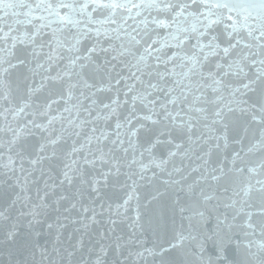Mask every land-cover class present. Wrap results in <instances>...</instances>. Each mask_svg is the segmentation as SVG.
I'll return each mask as SVG.
<instances>
[{
	"label": "snow or ice",
	"instance_id": "6c2138e0",
	"mask_svg": "<svg viewBox=\"0 0 264 264\" xmlns=\"http://www.w3.org/2000/svg\"><path fill=\"white\" fill-rule=\"evenodd\" d=\"M28 137L36 152L20 149ZM157 169L191 202H177L186 226L158 218L149 247L142 219L167 189L146 201L139 189ZM121 177L114 205L106 189ZM0 253L264 264V0H0Z\"/></svg>",
	"mask_w": 264,
	"mask_h": 264
},
{
	"label": "water",
	"instance_id": "95a60500",
	"mask_svg": "<svg viewBox=\"0 0 264 264\" xmlns=\"http://www.w3.org/2000/svg\"><path fill=\"white\" fill-rule=\"evenodd\" d=\"M41 101H43L44 96L41 95L40 97ZM55 107V105H53ZM242 131L240 135H242ZM233 137H237L236 131L229 129L228 131V139L230 143V147L226 150L227 153H231L232 148H239V144H237ZM39 146V138L38 137H28L25 140H22L20 143V149L24 150L27 149L30 152H36L38 150ZM153 152L157 159L160 158L161 153L163 152L166 155L167 149L166 147L157 146L153 149ZM225 156V153H213L212 157L210 158L211 164H215L218 162V160H223ZM147 163V159L145 161ZM191 163V167L195 168L197 164L199 163L194 158L191 162L188 160L184 161V164L187 166ZM177 165H179V160H177ZM169 170H171V165L168 166ZM191 171V169H189ZM157 172L159 173V176L156 180L153 181L151 185H145L144 187H141L139 189L141 199L143 201L150 200L151 196L155 190L156 187H159L161 191H165L167 189V194L162 198V201L160 204H156L154 202V206L157 208V212L155 215L152 213H147L143 216L142 219V232L143 236L142 239L147 240L148 246L151 247V241L155 239L153 232L157 228L158 225V218L163 214L164 215V221L168 225L169 231H171L172 227H179L181 223H183L185 226L187 225L186 220H182L181 216L179 214V205H187L191 202V197L187 192V188L185 186V191H180L179 187H170L163 184V181L168 179L167 173L160 172V170L157 169ZM151 175V173H149ZM197 173L192 172L191 176H189L187 183H191L193 180L197 178ZM5 180H7V177H5ZM120 183H116L115 185H110L108 189H106L107 196L110 198L109 202H112L114 205L116 203L122 202V199L124 197L125 189L122 188L121 184L123 181V177L120 178ZM202 187H206L205 185H201ZM7 187V185H5ZM178 202V204H177ZM161 209H163V213L161 212ZM54 216V214H53ZM72 231L71 227H69L65 231V236H67ZM118 233L122 235H127L130 232V229L128 228L127 222L122 223L117 228ZM40 242L41 244H47L49 248H51L52 244L55 242V236L54 234L50 235L47 230L45 229L43 231V234L40 236ZM87 242V238H86ZM0 264H7V255L6 253H0ZM150 264V260H149Z\"/></svg>",
	"mask_w": 264,
	"mask_h": 264
}]
</instances>
